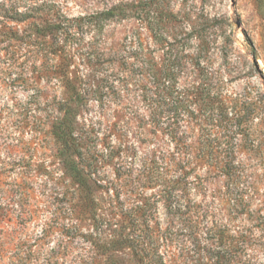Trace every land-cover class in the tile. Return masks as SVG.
<instances>
[{"label":"rangeland","instance_id":"1","mask_svg":"<svg viewBox=\"0 0 264 264\" xmlns=\"http://www.w3.org/2000/svg\"><path fill=\"white\" fill-rule=\"evenodd\" d=\"M259 213L264 0H0V264H138L104 242L146 225L167 264H198L213 221Z\"/></svg>","mask_w":264,"mask_h":264},{"label":"trees","instance_id":"2","mask_svg":"<svg viewBox=\"0 0 264 264\" xmlns=\"http://www.w3.org/2000/svg\"><path fill=\"white\" fill-rule=\"evenodd\" d=\"M62 22V21H61ZM55 23L52 22L51 26L57 29L62 23ZM67 29H72V27L67 26ZM71 107L65 108V115L60 122L61 129L59 131V138L64 143V148L67 151L73 149L72 151L75 152L76 149H80V145L77 142L76 137H74V128L71 119L68 117L71 112ZM69 161V168L70 170L76 174L77 181L80 185H86L87 179L83 175V170L79 167L78 163L73 159H68ZM232 179L231 188L225 194H228L224 200L229 197L231 205L229 209V216L232 217L233 210L237 211L238 214L245 211L244 208L248 206V200H246L245 194L239 189L238 187V177H229ZM181 179H178V183L181 184ZM199 182V181H198ZM96 183V181H95ZM97 184V183H96ZM196 189L199 188V192L204 194L206 190V186H202L195 182ZM201 185V187H199ZM87 198L88 201L93 203L96 201L92 196V193L88 189L87 191ZM234 196V197H232ZM172 197H167L170 205H174L176 210L173 213L178 214L181 216L179 218L183 219L188 227L193 225L192 221L200 222L199 217L205 216L202 214L201 210L191 212L189 210L181 211L179 209L180 203L178 201L173 204L171 201ZM226 199V201H227ZM232 202V203H231ZM178 204V205H176ZM194 207H198V204L193 203ZM67 214H71L73 211L72 206H65ZM64 209V210H65ZM198 214H195L197 213ZM247 213V212H246ZM258 218L261 220L259 227L256 231L254 228H246L245 226H239V228H232L228 224L224 223L223 221H213L212 227L207 228V233L209 234L206 236L207 244L203 248L202 255L198 257L197 260L198 264H259L257 259L258 255L257 252H264V215L260 213L257 214ZM208 216V213L206 214ZM254 215H250L248 213L247 219H253ZM132 219V218H131ZM145 221V219H144ZM132 224L135 225L134 219H132ZM141 226V225H139ZM149 226L146 225L145 228L141 229V233L137 232L135 228L128 230L127 232L119 231L118 239L112 238L106 240L104 242V247L109 249L110 246H115V242L126 244L128 248L132 251L133 256L136 258L138 264H167L165 261L164 254L160 251L158 245L154 244L153 240H150L151 233H149ZM140 228V227H139ZM258 235L259 241L254 243V236ZM201 249L198 248V253H200ZM111 260L112 258L109 257ZM206 259V260H205ZM109 264H114L113 262Z\"/></svg>","mask_w":264,"mask_h":264}]
</instances>
